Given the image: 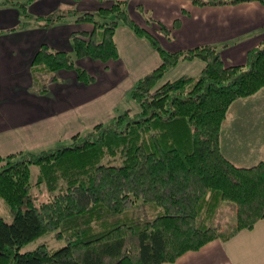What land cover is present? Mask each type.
Instances as JSON below:
<instances>
[{
	"label": "trees",
	"instance_id": "trees-1",
	"mask_svg": "<svg viewBox=\"0 0 264 264\" xmlns=\"http://www.w3.org/2000/svg\"><path fill=\"white\" fill-rule=\"evenodd\" d=\"M188 1L197 7L256 1L264 7V0ZM99 14L115 19L99 21L94 13L74 12L75 22L92 26L90 32L71 34L75 59H118L113 37L122 24L147 39L160 64L129 90L136 112L96 124L84 136L75 134L67 146L0 155V198L13 214L11 223L0 216V264L172 263L185 252L213 240L227 242L264 221V161L237 167L220 149L231 104L264 87V40L248 51L245 64H224L213 45L165 50L157 36L168 38L170 29L149 17L139 25L125 0L100 8ZM151 25L153 32L147 28ZM69 56L46 45L37 49L30 64L33 77L50 73L39 92L47 91L58 71L75 72L83 84L93 81ZM196 58L203 62L198 76L162 80L169 68ZM31 164L38 167L34 184ZM42 184L49 194L36 202L30 190ZM220 206L231 211L224 229L204 219L217 217ZM52 231L61 247L41 244L19 251Z\"/></svg>",
	"mask_w": 264,
	"mask_h": 264
},
{
	"label": "crops",
	"instance_id": "crops-1",
	"mask_svg": "<svg viewBox=\"0 0 264 264\" xmlns=\"http://www.w3.org/2000/svg\"><path fill=\"white\" fill-rule=\"evenodd\" d=\"M11 1L17 3L0 0L2 156L38 144L37 140L44 138L43 131L47 127L54 129L56 125L55 132L63 129L70 137L122 114L127 111L128 105H132L128 102L126 105V101L135 82L160 64L158 53L147 39L119 24L113 37L119 54L117 60L99 62L81 58L76 61L79 67L94 77L93 81L83 84L77 80L75 72L58 71L55 82L47 87L46 92L32 91L30 64L37 49L46 45L53 51L73 54L71 34L92 30L88 23L75 22L74 12H91L99 16L100 8H108L117 0ZM125 1L127 11L139 25L145 26L149 17L170 29L168 38L157 36L160 46L170 52L208 44L219 51L224 62L242 65L246 62L248 51L259 47L264 39V7L256 1L203 7H197L188 0ZM61 13L64 17L60 20L48 21L49 17ZM154 27L151 25L148 29L153 32ZM256 29L259 33L244 37L242 48L238 50L234 39ZM230 41H234L233 46L229 45ZM167 80H174V77ZM263 94L264 87L235 103ZM124 98H127L126 101ZM123 100L125 104L121 109ZM87 108L91 111L86 113ZM91 112L94 114L90 116ZM253 114L249 120L241 119L240 125L243 126L240 130L233 129L235 125H232L225 137L222 132L227 126L226 118L221 127V152L237 167L248 168L264 161V110L257 109ZM65 115L71 119L64 118ZM32 124L39 126L32 134L20 138L19 134L25 132L20 129ZM20 140H27L30 145L8 151L12 144L18 145ZM163 264H264V222H257L252 230L242 231L227 242L210 241L197 251L185 252L176 261Z\"/></svg>",
	"mask_w": 264,
	"mask_h": 264
},
{
	"label": "rangeland",
	"instance_id": "rangeland-1",
	"mask_svg": "<svg viewBox=\"0 0 264 264\" xmlns=\"http://www.w3.org/2000/svg\"><path fill=\"white\" fill-rule=\"evenodd\" d=\"M251 2H253V1H251ZM96 19L99 20V21H110V20H114L115 19V15L111 14V15H109V17L104 16L102 18L97 16ZM253 33H259V31L256 29L253 32H245V33L242 34V36H237L238 39H234V40H236L235 44H234V41H230L229 45L233 46V44H234L237 47L238 50H241V48H242L241 42L245 39L244 37H248V36L252 35ZM157 41H158V39H157ZM238 44H240V45L237 46ZM261 46L262 45L260 44L259 47H261ZM69 57L74 59L75 63H76L77 59L74 58L73 54H70ZM193 60H191V62L185 61L186 63H183V64L181 62H179L175 67L169 68L165 72L162 80L165 81L167 79H173V77H174V79H177L179 76H181L183 74H188V76H191V77L198 76L199 73H200L201 67L203 66V62L200 59H198V58L193 59ZM94 61H98V60H94ZM99 62H102V61H99ZM224 63L225 64H229L227 62H224ZM49 75H50V73L47 72V71H42V72L34 74V77H33V80H32V86L30 87L32 89V91L33 90L34 91H39L42 88L43 84L46 82V80H47ZM251 98H254V97H251ZM124 99L126 101L127 98H124ZM127 100L128 101H126V105H127V102L132 104V105H128L127 111L129 113L136 112L137 107H136L135 103L132 102L129 98ZM238 100H240V99H238ZM125 101L123 100V102L121 103L122 104V105H120L121 109L124 108L123 106L125 104ZM96 103L97 102L92 103L90 105H94ZM257 109H259V110L263 109L264 110V94L261 95L260 97L257 96L254 99H246V101H239V103H235V102L232 103L231 107L229 108V111L227 112V116H226L227 126H225L223 128V125H222V128H223L222 136L225 137L230 132V127L232 125H235V127L233 129L240 130L241 127L243 126V125H240L241 124V119H247V120L251 119L253 117V115H254L253 114L254 111L255 110L257 111ZM88 111L90 112L91 110H89L87 108L86 109V113ZM121 111H123V110H121ZM69 114H71V113H69ZM93 114H94V112H91L90 116L93 115ZM231 114L234 115V117H232ZM117 115H119V114H117ZM64 118H68L69 120L71 119L69 117V115H67V116L65 115ZM57 121H59V119ZM100 123L106 124V123H108V121L107 122H100ZM97 124H99V123H97ZM223 124H225V120H224ZM38 126L39 125H35V124H32L30 126L29 125H25L24 127H22V129H20L21 131L22 130L25 131L23 134L22 133L19 134L20 138H22L23 135H25L27 137L28 135L32 134L36 130V128ZM94 126L95 125L91 126L90 128H88L87 130H84L81 133L80 132L76 133V135L84 136ZM55 127H56V125H54V129H50V128L47 127L43 131L44 135L42 137H44V138H42V139L40 138L41 140L40 139L37 140V141H39L38 144H35L33 146H29L28 149L27 148H25V149L23 148L21 150L10 152L8 154L17 153L19 151L31 152V153H39V152H41L43 150H47V149L53 148V147H55L57 145L58 146L59 145L67 146L72 141L71 138H72L73 135L69 137L67 133L63 132L64 131L63 129H59L58 132H55V130H56ZM37 130H40V129H37ZM234 134H235V132H234ZM48 135H50V136L46 138L45 136H48ZM8 136H10V135H8ZM228 136L226 138L223 137L224 140H227ZM25 145H30V144L28 143L27 140H24V141L20 140L18 145L12 144L8 151L13 150V149H17V148H19L21 146H25ZM29 170H30V178H29L30 179V183L34 184L36 182V177H37V174H38V167H37V165L31 164V165H29ZM30 194L34 197V200L36 202H40V201L46 200L49 193L46 191L45 186L42 184V185H39V186L33 185V187H31ZM224 207L225 206H220L218 208V210L216 209L217 211L215 212V215H217V217L216 216L214 217L212 215L211 217H209L210 219L204 218L206 223L208 225H218L219 224L218 226H220L221 229H224L225 227H227L226 223H224V220H228V221L230 220L229 218H230V215H231L230 214L231 211L228 210L227 208H224ZM22 209H25V206H23ZM0 216L7 223H11L12 222L13 214L10 211L9 207L6 205V203L1 198H0ZM221 219H223V221H221ZM232 219H233V217H232ZM255 225H254V227H255ZM55 232L56 231H52V232H49V233H47L45 235H42V236L36 238L35 240L23 245L19 251L21 253L22 252H26V251H31V250L35 249L37 246H39L41 244L47 245V247H49L51 249H57V248L61 247L64 243L62 241H59V240L56 239Z\"/></svg>",
	"mask_w": 264,
	"mask_h": 264
},
{
	"label": "bare ground",
	"instance_id": "bare-ground-1",
	"mask_svg": "<svg viewBox=\"0 0 264 264\" xmlns=\"http://www.w3.org/2000/svg\"><path fill=\"white\" fill-rule=\"evenodd\" d=\"M225 64V63H224ZM221 133V132H220Z\"/></svg>",
	"mask_w": 264,
	"mask_h": 264
}]
</instances>
